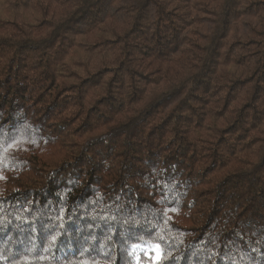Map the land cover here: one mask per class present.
<instances>
[{
	"label": "trees",
	"instance_id": "1",
	"mask_svg": "<svg viewBox=\"0 0 264 264\" xmlns=\"http://www.w3.org/2000/svg\"><path fill=\"white\" fill-rule=\"evenodd\" d=\"M0 171V264H264V0H0Z\"/></svg>",
	"mask_w": 264,
	"mask_h": 264
},
{
	"label": "rangeland",
	"instance_id": "2",
	"mask_svg": "<svg viewBox=\"0 0 264 264\" xmlns=\"http://www.w3.org/2000/svg\"><path fill=\"white\" fill-rule=\"evenodd\" d=\"M2 164H3V162H2ZM2 171V170H1ZM0 171V174H2V172ZM6 174V173H5ZM1 182H0V186H1ZM152 250H153V253H154V256H152L153 257V259H155L156 257H157V255H158V253H157V249H156V247L154 246V247H152Z\"/></svg>",
	"mask_w": 264,
	"mask_h": 264
}]
</instances>
